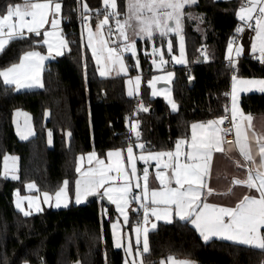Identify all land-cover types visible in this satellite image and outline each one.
<instances>
[{"label": "trees", "instance_id": "1", "mask_svg": "<svg viewBox=\"0 0 264 264\" xmlns=\"http://www.w3.org/2000/svg\"><path fill=\"white\" fill-rule=\"evenodd\" d=\"M19 1L0 0V12ZM117 4L123 12L126 0H117ZM237 4V0H199L198 5L184 9L202 19L187 15L183 19L187 64L172 67V93L178 104V111L173 112L162 98L149 96L151 63L142 51L137 53L143 79L138 96L126 95L124 76L97 73L79 33V4L62 0L61 30L68 48L45 62L44 87L17 91L0 78V264H122V252L112 243L113 212L108 202L95 198L25 216L14 206L13 191H23V184L32 180L39 190L53 192L67 179L71 194L77 155L92 149L104 154L108 148L126 144L125 116L129 114L143 130V143L153 150L167 149L178 137L186 136L191 121L220 115L228 101L225 93L232 73L264 77V64L250 56L240 57L235 70L225 60L227 44L237 35ZM39 40L29 34L11 42L0 53V70L18 61L25 50L42 47L36 43ZM137 43L147 45L148 40L138 39ZM127 60L132 70L129 55ZM141 102L149 111L136 114ZM240 104L248 113H263L264 93L243 94ZM16 108L27 110L32 117L34 134L26 140L19 139L13 128ZM47 129L52 132L51 144ZM6 152L18 155L19 179L1 173ZM149 247L145 264H157L167 255L198 264H264V251L218 238L204 241L189 222L178 218L157 223V229L149 232Z\"/></svg>", "mask_w": 264, "mask_h": 264}, {"label": "snow or ice", "instance_id": "2", "mask_svg": "<svg viewBox=\"0 0 264 264\" xmlns=\"http://www.w3.org/2000/svg\"><path fill=\"white\" fill-rule=\"evenodd\" d=\"M198 2L199 0H127L126 10L122 13L118 10L117 0H101L102 7L95 10L89 8L87 0H77L87 33V47L91 49L100 76H108L113 71L117 74L127 73L123 53L130 52L133 56H137L135 38L153 39L157 33L161 37L170 33L179 37V57L173 55L171 59L176 63H185L183 19L185 15L193 19H202V17H193L192 13L186 14L184 9L198 5ZM93 11L97 18L94 29L91 24ZM61 13L62 0H23L22 4H8L0 13V53H3L11 42L25 39L29 34L42 36V40L36 43L43 44L48 49V55L34 49L28 50L19 57L17 63L0 70V78L5 85H14L17 91L44 87L41 78L44 61L53 52L62 55V50L68 48V41L60 29ZM237 15L243 26L237 27L236 33H242L245 28L254 31L251 52L261 64H264V0H243ZM111 21H114L115 27ZM46 25H50V29H47ZM112 36H116L117 39L112 40ZM117 40L120 41L119 44ZM235 43L236 38L229 40L226 56L234 70L238 58L244 51L243 45L234 49ZM172 50L173 42L168 40L167 52L171 53ZM145 55L149 53L145 52ZM151 55L159 56L158 63L156 59L152 60L157 68H162L168 63L164 59V51L155 45ZM134 67L139 68L138 58ZM172 76L173 73L168 72L166 77H153L149 80L148 86L152 89V96L164 94L156 90V82L161 79L170 80ZM231 80V92L225 93L226 96H231V109L225 107L226 115L218 119L192 123L190 135L178 139L174 150L151 151L144 143H129L126 150L108 151L107 162L99 158L95 151L87 154L86 158L84 155L77 158L75 171L78 177L71 182L74 184L76 204H80L90 196L99 195L107 198L115 204L116 210L123 217L124 225L129 223V206L132 202H137L139 205L132 211L142 210V221H139L134 229L135 253L131 240L126 246L123 243L120 220L111 223L115 247H124L126 253L124 264H138V262L143 264V254L150 252L149 232L157 229V224L152 222L150 217H155L156 221L171 223L175 216L182 221L190 222L204 241L217 237L264 251V232H262L264 229V132H257L252 123L253 117L245 115L237 106L240 93H264V79H241L234 74ZM127 83L128 95H139L141 76H136L134 81L129 79ZM167 98L172 110L178 111V105L171 98L170 91L167 93ZM140 111H149L144 107L143 102L138 106L136 114ZM17 115L25 116V131L21 132V138L26 140L34 134L29 124L30 118L26 113L18 112ZM45 115L47 116L48 113ZM226 120L230 122L231 127H221ZM138 129V121L131 124L130 131L134 132L137 141L141 136ZM18 131H20L19 125ZM231 132L235 134L234 142H225L223 136ZM66 135L71 137L72 133L68 132ZM48 138L51 144V131L48 132ZM134 147L141 150L139 156L134 153ZM233 147L238 149L245 161L243 165L237 161V166L245 168L247 175L244 179L234 178L232 186L239 185L254 189L255 193L244 195L234 206L207 203L208 196L232 193V188H229L227 193H217L208 186L207 181L210 178L214 153L231 151ZM137 160L145 164L156 162L155 180L159 182L158 188H149L148 167H144L142 176H138ZM16 161L17 157L14 156L3 157L5 177L11 175L12 179H19L15 174ZM69 184L70 181L66 179L54 194L43 192V203L50 204L54 200L55 207H67L72 199L69 197ZM26 187L29 190L39 191L35 183H29ZM134 188L139 192L134 193ZM16 196V207L25 216L32 215L33 205L35 211L43 210L39 206V196L21 197L19 190ZM25 200L28 202L29 210L23 207ZM149 224L150 227L147 226ZM168 261L170 264H195L194 261L177 260L171 256L168 257ZM161 264L164 262L161 261Z\"/></svg>", "mask_w": 264, "mask_h": 264}, {"label": "crops", "instance_id": "3", "mask_svg": "<svg viewBox=\"0 0 264 264\" xmlns=\"http://www.w3.org/2000/svg\"><path fill=\"white\" fill-rule=\"evenodd\" d=\"M22 1L23 0H20L17 3H21ZM237 2H238V4H237L236 10H235V14H236V17L238 19V27H242L243 24L239 20L237 13H238L239 8H240V6H241V4L243 2H240L238 0H237ZM17 3H15V4H17ZM87 3L89 5V8L101 6V0H87ZM126 3H127V0H126ZM125 10H126V5H125ZM96 22H97V19L96 20H91V24H92L93 29L95 28ZM47 26L50 27V25H47ZM105 35H107V33H105ZM130 35H131V33H130ZM155 35H159V34L157 33ZM254 35H255V33H254V31L252 29L245 28L242 33H239V34H237L234 37V38H236V43L233 45L234 49H235V47H237L239 45H243L244 51H243V53H242V55L240 57H242V56H250L252 54V52H251V42H252V39H253ZM111 39L112 40H116L117 38H116V36H112ZM135 39H136V51H137V53H138L139 50L142 51L143 53H145V52L149 53L150 63H151V70L152 71H151V75H150L148 81L151 80L153 77H166L168 72L173 73V76H172V78L170 80L169 79H161V80L156 82V90L160 91V92H162L164 94L157 95V96H152V94H151L152 93V89L148 86V88H149L148 89L149 90V96L151 98H153V97L162 98L165 101V103L167 104L168 109L170 111H173L172 108H171V105L168 103V98H167V93L170 91L171 98L177 104V102L175 101V99L173 97V93H172V81H173V79L175 77V72H174L172 67H173V65H186L187 64L186 53H185V61H186L185 63H182V64L176 63L174 60L171 59V57L173 55L179 57V46H178L179 37L170 33L168 36H165V37H161L160 36L156 40H154V38L153 39H147V38H139V37H136ZM138 39L139 40L147 39L148 40L147 45H145L144 43H137ZM82 40H83L85 46L87 47V33H86V31L82 35ZM152 40H154V42ZM168 40H172L173 43L175 42V47H173V50H172L171 53L167 52V41ZM151 42H153V46L155 45V47L161 48L164 51V59L167 60L168 63L163 65L162 68H157L152 63L153 59H156L157 63H158L159 62V56L157 55L156 57H153L151 55V52H152V49H153V48L151 49L150 46H149V44ZM119 43H120V41L117 40V44H119ZM110 46H115V45H110ZM88 50H89V52L91 53V56H92L91 49L88 48ZM127 55H129L131 57L132 70L130 69V64H129L128 60H127ZM233 55H235L234 52H233ZM137 56H135V58L133 59V56L130 54V52H128V53L126 52V54L123 53V60H124V63L126 65L127 69H128L127 73H119V74H117L116 71H113L110 75H108V76H114V75H122V76H124L125 93H126L127 96H129L128 95L129 85L127 83L129 79H133V81H134V78L139 75V76H141V83L143 81L140 67L139 68L134 67V65L136 63V60L138 58ZM226 56H227V47H226V50H225V60H227ZM52 58H54V57H52ZM52 58L49 57L48 59H46L44 61V64H45V62L47 60L52 59ZM239 58H238V60H239ZM93 61H94V59H93ZM94 63H95V61H94ZM95 66H96V69H97V73L99 74V69H98L96 63H95ZM6 67H8V66H6ZM234 74L235 73H232L231 76H230L229 87H228L227 93L231 92V83H232L231 78H232V76ZM235 75H237V74H235ZM237 76H238V78H241V79H253V78H255V79H264L263 76H247V75H237ZM148 81H147V83H148ZM141 83H140V85H141ZM14 88H15V86H14ZM34 88H36V87H34ZM26 89H28V88H26ZM139 92H140V88H139ZM243 94H246V93H240L238 95V99H237L238 108L241 109L244 112L245 115H251L253 117L252 123H253V126H254V128H255V130L257 132H264V112L263 113H254V114H252V113H248V112L244 111L242 106H241V104H240V97ZM135 96H138V95H133V96H129V97H135ZM226 107L231 109V96H228V101H227ZM18 112L19 113H26L27 116L30 118L29 124L31 126V129H32L33 133H34V127H33L31 114L27 110L22 109V108L14 109V111L12 113L13 128H14V131H15L17 137L19 139H22L21 138V132L25 131V116L24 115H19L18 116L17 115ZM218 118H219V115L211 117V118H208L206 120H194V121H191L189 123L188 134L186 136L190 135V125L192 123L206 122L208 120L218 119ZM132 123H134V121ZM18 125H19V128H20V131H18ZM49 131L50 130H48V129L46 131L47 142H48V139H49L48 138V132ZM31 136H33V135H31ZM31 136H29V137H31ZM186 136L178 137L174 141L173 145L171 147L167 148V149L153 150V149H150L148 147H146V148L148 150H151V151H170V150H174L175 149V142L178 139L185 138ZM22 140H24V139H22ZM234 140H235V134H234ZM234 140H233V142H234ZM137 143H143V141L142 142H137ZM48 144H49V142H48ZM128 144L129 143H126V144H124L122 146H115V147L108 148L105 151L104 154H99L94 149H92V150H89V151H86V152L79 153L77 155V158L80 157L81 155H84L85 158H86L87 154L95 151L98 154L99 158L106 160V153L108 151L116 150V149H125L126 150ZM225 147L227 148V144H225ZM134 153L137 156H139L141 154V150L134 147ZM144 154H146V153H144ZM6 155L7 156L17 157L15 174L18 176V155L16 153L6 152L3 155V157L6 156ZM125 155H126V153H125ZM3 157H2V161H1V173H2V175H3V172H4ZM257 160H258V158H257ZM237 161H239V163L241 165L245 164V161H244L243 157L240 155L238 149L235 148V147H233V149L231 151H226V152H223V153H219V152L218 153H214L212 164H211L210 178L207 181L208 186L211 187L212 189H214L215 192H217V193H227L229 188H232V193L230 195H212V196H208L207 197V201H206L207 203L217 204V205H221V206H234L244 195H246V194H254L255 193L254 189H248L246 187L239 186V185H237L235 187L232 186V180L234 178L244 179V178H246V175H247V172H246L245 168L237 166V163H236ZM106 162H107V160H106ZM125 164L127 166L126 160H125ZM155 164H156L155 161H151L148 164H145L143 161L137 160V174H138V166H141L142 170H143L144 167H148L149 168V188L150 189L159 187V182L155 180V172L157 171ZM76 166H77V159H76ZM249 167H254V166L249 165ZM77 177H78V173H76L75 179ZM7 178L12 179L11 175H9ZM75 179H74V181H75ZM29 183H35V182L32 181V180H28V181H26L23 184V191L19 190V194H20L21 197H25V196H39L40 197L39 206L42 209H44V208H57V207H55L54 200L52 202H50V204L43 203V196H42L43 192H48L50 194H54L55 191L49 192V191H45V190H39V191H36L35 189L29 190L26 187L27 184H29ZM141 183H143V182L141 181ZM37 189H38V187H37ZM17 190L18 189H15L13 191V203H14V206H15L16 209H18L16 207V200H17L16 193H17ZM133 190H135V188ZM69 197L72 198L71 201L69 202V204H76L74 202V184H73L72 193L69 194ZM99 197L100 196L98 195V197H97L98 200H99ZM85 202H86V200H83L80 204L85 203ZM108 203H109L110 207L112 208V212H113V216H112L111 221H110V231H111V238H112L113 246L115 247V241H114V237H113V234H112L111 223H113L117 219H119L121 224H122L121 233H122V236H123V243L126 246L127 243L129 242V240H131V242L133 244V252L135 253V249H136V244H135L136 233H135L134 229L137 226V223L139 221H142V210H140L139 212L132 211V207H131L132 203H131L130 206H129V223L127 225H124L123 224V217H121L120 214L118 213V211L116 210L115 204L111 203L109 200H108ZM136 204L139 207L137 202H136ZM23 207L25 208V210H29L28 209V202L26 200L23 202ZM61 207H63V206H61ZM31 211H32V213L37 212V211H35V205H33V208L31 209ZM175 218L176 217L173 216V219H175ZM150 219H151L152 222H155L156 224L159 223V222H164V221H156L155 217H150ZM147 226L150 227V224L147 225ZM195 230L197 231L199 236L203 239V237L200 235L199 231L196 228H195ZM262 232H264V229H262ZM211 238H217V237H211ZM218 239H222V238H218ZM223 240H227V239H223ZM227 241H230V240H227ZM230 242H233V241H230ZM119 249L122 252V264H124V258H125V255H126L124 247H121ZM170 256L175 258V259H177V260L188 259L190 261H194L195 264H198L197 261H195V260H192V259H189V258H185V257H177V256H174V255H167L165 257L160 258L158 260L157 264H161V261H163L164 264H170V262L168 261V257H170ZM133 258H135V257H133ZM130 259H132V258H130ZM142 259H143V264H145V262H144V254H143ZM138 264H139V262H138Z\"/></svg>", "mask_w": 264, "mask_h": 264}, {"label": "built area", "instance_id": "4", "mask_svg": "<svg viewBox=\"0 0 264 264\" xmlns=\"http://www.w3.org/2000/svg\"><path fill=\"white\" fill-rule=\"evenodd\" d=\"M238 1L243 2V0H238ZM101 7H102V6H99V7H92L91 9H94V10H95V9H100ZM100 18H102V16H101ZM93 19H97V18H96V13H95V11H93V13H92V20H93ZM111 23H112L113 27H115V25H114V21H111ZM85 31H86V29L84 28V21L82 20V18H81V14H80V16H79V33H80L81 38H82V35L84 34ZM201 50H203V47H201ZM125 54H126V52H125ZM257 55H258V53H257ZM250 58H251L252 60H254V61L260 63V62H259V61L253 56V54L250 55ZM226 61L228 62V60H226ZM228 63H229V62H228ZM260 64H261V63H260ZM184 76H185V77H188V76H189V70H188V69H185V71H184ZM130 115H131V114H129L128 116H125V119H126L127 122H128L127 129H126L127 143L136 144L137 142H142V141H143V140H142V132H143V130H142V128L139 126V129H138V130L140 131L141 136H140L139 141H137L134 132H133V131H130V127H131V124H132V122H133V120H131V119L129 118ZM225 115H226V113H225V111H223V112L219 115V118H220V117H223V116H225ZM229 115H230V113H229ZM221 127H223V128H229V127H231V124H230V122H229L228 120H226L225 123H224ZM223 140H224L225 142L233 141V140H234V132H231V133H228L227 135H224V136H223ZM141 175H142V167H141V166H138V176H141ZM133 191H134V193L139 192V190H136V189L133 190ZM131 207H132V209H137V208H138L136 202H132ZM103 211H104L105 214H106V208H105V207L103 208Z\"/></svg>", "mask_w": 264, "mask_h": 264}, {"label": "rangeland", "instance_id": "5", "mask_svg": "<svg viewBox=\"0 0 264 264\" xmlns=\"http://www.w3.org/2000/svg\"><path fill=\"white\" fill-rule=\"evenodd\" d=\"M23 3V1L20 3V4H22ZM3 12V11H2ZM2 12H0V13H2ZM61 16H62V13H61ZM200 22H201V20L198 22V24L196 25V27L198 28V25L200 24ZM47 29H50V27H48L47 25L45 26ZM60 28H61V24H60ZM65 38V37H64ZM40 40H42V36L40 37ZM153 42H154V40H152ZM153 42H151L150 44H149V46H150V48L152 49L153 48ZM37 50V51H40L42 54H44V55H48V49H47V46H45V45H43L42 44V47L41 46H39V47H37V48H29V49H27V50H25L24 52H26V51H28V50ZM65 50V49H64ZM64 50H62V53L64 52ZM23 52V53H24ZM23 53L21 54V55H23ZM128 53V52H127ZM131 54V53H130ZM132 55V54H131ZM56 56H58V55H56L55 54V52H53L52 53V55L51 56H49V57H56ZM133 56V55H132ZM135 58V56H133V59ZM19 61V60H18ZM18 61H16V62H14V63H17ZM11 65V64H10ZM10 65H8V66H10ZM44 65L45 64H43V68H44ZM6 67V66H5ZM5 67H3V68H5ZM2 68V69H3ZM97 70V69H96ZM42 72H43V69H42ZM42 72H41V78H42ZM42 81H43V79H42ZM107 199V198H106ZM24 264H29L28 262H24ZM74 264H77V262H75Z\"/></svg>", "mask_w": 264, "mask_h": 264}, {"label": "water", "instance_id": "6", "mask_svg": "<svg viewBox=\"0 0 264 264\" xmlns=\"http://www.w3.org/2000/svg\"><path fill=\"white\" fill-rule=\"evenodd\" d=\"M202 57L200 56L199 57V59H201ZM98 197V195H96V196H90V197H88L87 199H86V201L88 202V201H91L92 199H95V198H97ZM99 199L100 200H103V201H105V202H108V200L106 199V198H102L101 196L99 197Z\"/></svg>", "mask_w": 264, "mask_h": 264}]
</instances>
